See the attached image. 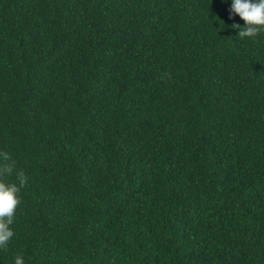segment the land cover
<instances>
[{
	"label": "trees",
	"instance_id": "obj_1",
	"mask_svg": "<svg viewBox=\"0 0 264 264\" xmlns=\"http://www.w3.org/2000/svg\"><path fill=\"white\" fill-rule=\"evenodd\" d=\"M230 4L0 0V264H264V32Z\"/></svg>",
	"mask_w": 264,
	"mask_h": 264
},
{
	"label": "clouds",
	"instance_id": "obj_2",
	"mask_svg": "<svg viewBox=\"0 0 264 264\" xmlns=\"http://www.w3.org/2000/svg\"><path fill=\"white\" fill-rule=\"evenodd\" d=\"M229 13L230 17L235 14L244 21L243 27L235 23L231 25L239 29V38H255L264 32V0H231ZM14 171L18 185L4 179L5 176H12ZM26 183L25 173L16 170V162L12 156L6 151H0V250L7 249L8 242L15 234L10 226L21 203L19 193ZM14 264H24L23 257L17 255Z\"/></svg>",
	"mask_w": 264,
	"mask_h": 264
}]
</instances>
